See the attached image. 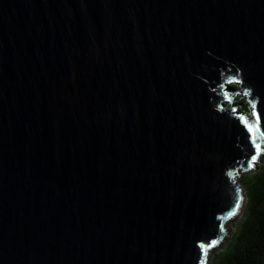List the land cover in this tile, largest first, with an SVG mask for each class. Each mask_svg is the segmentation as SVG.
Instances as JSON below:
<instances>
[{"label":"water","instance_id":"water-1","mask_svg":"<svg viewBox=\"0 0 264 264\" xmlns=\"http://www.w3.org/2000/svg\"><path fill=\"white\" fill-rule=\"evenodd\" d=\"M263 156L264 0H0V264H209Z\"/></svg>","mask_w":264,"mask_h":264},{"label":"trees","instance_id":"trees-1","mask_svg":"<svg viewBox=\"0 0 264 264\" xmlns=\"http://www.w3.org/2000/svg\"><path fill=\"white\" fill-rule=\"evenodd\" d=\"M237 104L250 112L245 95ZM254 170L240 178L246 194L244 209L234 219L236 227L228 242L214 250L210 264H264V156Z\"/></svg>","mask_w":264,"mask_h":264},{"label":"snow or ice","instance_id":"snow-or-ice-1","mask_svg":"<svg viewBox=\"0 0 264 264\" xmlns=\"http://www.w3.org/2000/svg\"><path fill=\"white\" fill-rule=\"evenodd\" d=\"M253 108H254V109L256 108V105H255V104L253 105ZM254 116H255V119H256L257 125H259V124L261 123V116H260L259 112H254ZM248 130H249L250 133H252V132H254L255 130H258V128L254 129L252 125H249V126H248ZM253 144H254V148H255V152H256V154H253V155L250 156L249 165H248L249 167H252V166H253L254 162H255V161L257 160V158H258V155H259V154L261 153V151H262V149H261V145L258 144V143H255V140H254V139H253ZM239 207H240V201L237 200V201H236V204H235V209L238 210ZM230 215H235V212L230 213ZM221 227H222V226H221ZM217 243H218V241H216V240H213V241L211 242V244H209V245H207V246H206L205 244L202 243V244L200 245V248L203 249L204 252H207L209 247L215 246ZM201 264H203V261L201 262Z\"/></svg>","mask_w":264,"mask_h":264},{"label":"rangeland","instance_id":"rangeland-1","mask_svg":"<svg viewBox=\"0 0 264 264\" xmlns=\"http://www.w3.org/2000/svg\"><path fill=\"white\" fill-rule=\"evenodd\" d=\"M238 90V89H237ZM237 90H235V92L237 91ZM234 93V92H233ZM244 96L243 95H241V94H237V95H235L234 96V101H235V103L237 104V103H239V101H240V99H242ZM241 106V104L239 105V107ZM255 167L254 168H252V169H250V171H248V173H252V172H254L255 170ZM245 173H247V172H245ZM242 184V183H241ZM242 186H243V184H242ZM243 188H244V186H243ZM244 191H245V188H244ZM245 200H246V194H245ZM244 205H245V201H244ZM243 209H244V206H243ZM242 209V210H243ZM236 224V223H235ZM234 224V227H233V229H232V231H231V233L228 235V237L221 243V245L219 246V248L218 249H221V247L223 246V245H225L227 242H228V238L232 235V233L234 232V229H235V227H236V225ZM212 256H210V263H211V261H212V258H211Z\"/></svg>","mask_w":264,"mask_h":264},{"label":"bare ground","instance_id":"bare-ground-1","mask_svg":"<svg viewBox=\"0 0 264 264\" xmlns=\"http://www.w3.org/2000/svg\"><path fill=\"white\" fill-rule=\"evenodd\" d=\"M220 245H221V244H220ZM220 245H219V246H220ZM219 246H218V247H219ZM213 252H214V251H213ZM213 252H212V254H213ZM212 254H211V256H212ZM209 264H210V260H209Z\"/></svg>","mask_w":264,"mask_h":264},{"label":"clouds","instance_id":"clouds-1","mask_svg":"<svg viewBox=\"0 0 264 264\" xmlns=\"http://www.w3.org/2000/svg\"><path fill=\"white\" fill-rule=\"evenodd\" d=\"M250 171V170H249Z\"/></svg>","mask_w":264,"mask_h":264}]
</instances>
